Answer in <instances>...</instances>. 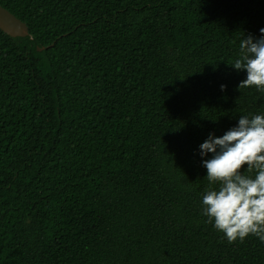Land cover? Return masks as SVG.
<instances>
[{
	"label": "trees",
	"instance_id": "obj_1",
	"mask_svg": "<svg viewBox=\"0 0 264 264\" xmlns=\"http://www.w3.org/2000/svg\"><path fill=\"white\" fill-rule=\"evenodd\" d=\"M0 4L30 30L0 29V264H264L203 215L199 155L264 113L229 65L264 0Z\"/></svg>",
	"mask_w": 264,
	"mask_h": 264
},
{
	"label": "clouds",
	"instance_id": "obj_2",
	"mask_svg": "<svg viewBox=\"0 0 264 264\" xmlns=\"http://www.w3.org/2000/svg\"><path fill=\"white\" fill-rule=\"evenodd\" d=\"M229 65L246 73L239 89L264 93V28L259 36L240 40L239 54ZM199 155L209 183L201 200L208 222L229 243L250 235L264 242V113L242 114L222 135L210 132Z\"/></svg>",
	"mask_w": 264,
	"mask_h": 264
},
{
	"label": "water",
	"instance_id": "obj_3",
	"mask_svg": "<svg viewBox=\"0 0 264 264\" xmlns=\"http://www.w3.org/2000/svg\"><path fill=\"white\" fill-rule=\"evenodd\" d=\"M0 29L12 37H27L30 35L28 25L1 4ZM38 49L41 51L43 47Z\"/></svg>",
	"mask_w": 264,
	"mask_h": 264
}]
</instances>
